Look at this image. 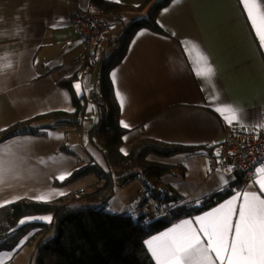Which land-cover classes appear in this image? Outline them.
I'll use <instances>...</instances> for the list:
<instances>
[{"label": "crops", "instance_id": "0c3cea01", "mask_svg": "<svg viewBox=\"0 0 264 264\" xmlns=\"http://www.w3.org/2000/svg\"><path fill=\"white\" fill-rule=\"evenodd\" d=\"M155 1L159 0H120L119 3L105 0L110 7L107 11L120 10V19L97 44L91 70L83 72L82 41L69 20L77 11L97 4L91 0H0V205L20 200L47 202L73 191L81 193L82 189L92 188L96 182L93 175L69 186L54 185L55 181L61 182L59 176L72 174L90 160L107 171L101 152L88 140V130L97 120L93 103L87 109L94 115L85 130L86 140L79 139L83 138L87 112L78 131L64 127L43 130L37 135L18 134L5 139L1 136L10 127L36 117L57 112L73 114L76 110L74 96L89 98L99 77L102 59L118 46L116 40L128 26L146 18L150 3ZM155 22L160 32L146 27L137 29L128 40L122 59L108 73L119 124L127 130L119 151L127 155L133 145L143 139L199 147L192 155L150 157L180 166L183 176L164 174L159 181L182 198L198 203L215 192L228 189L236 181L229 168L203 170L209 155L200 150L217 149L228 125L213 109L229 105L243 109L240 120L233 123L248 128L263 121L264 49L259 46L241 0H168L158 10ZM102 42L106 44L105 51L97 61ZM197 51L206 56L207 63L214 69L213 77H197ZM8 64L10 68L4 67ZM95 65L98 69L93 76ZM113 72L117 74L116 84ZM71 80L72 83H68ZM77 83L81 85L79 93L74 87ZM117 90L126 98L123 109ZM122 121L129 127H123ZM44 123L45 120H40L37 125ZM62 145H66L71 154L60 151ZM131 184L119 188L118 194L125 198L123 204L134 193H128ZM243 185L212 208L192 218L180 219L146 240L216 209L236 193L258 192L253 180ZM41 196L47 200L37 199ZM111 200L103 209L124 214L120 199L113 204ZM44 217L51 215L22 220L23 224L51 225L52 220L47 222L41 219ZM156 217H161V212ZM31 245L22 239L17 249L0 251V264H29L35 256V246ZM27 248L28 261L22 254Z\"/></svg>", "mask_w": 264, "mask_h": 264}, {"label": "trees", "instance_id": "16d2710c", "mask_svg": "<svg viewBox=\"0 0 264 264\" xmlns=\"http://www.w3.org/2000/svg\"><path fill=\"white\" fill-rule=\"evenodd\" d=\"M91 2L106 11L110 10L105 0ZM167 2L168 0H159L150 3L146 18L131 24L119 35L116 40L118 46L100 63L99 77L89 98L74 96L76 110L73 114L50 113L12 126L2 134L1 138L5 139L18 134L37 135L43 130L64 127L78 131L88 107L93 103L97 120L88 130V140L101 152L107 171L90 160L63 181L54 182L57 187H65L93 175L96 182L89 193L77 192L73 195L71 192L47 202L20 200L1 207L0 251L15 250L26 237V244L37 241L33 264H154L144 245L149 236L180 219L192 218L212 208L235 190L245 186L236 179L228 189L215 192L195 203L182 198L159 181L164 174L183 176V169L154 161L150 157L192 155L199 147L168 145L143 139L134 144L127 155L119 151L127 130L119 124L118 108L108 73L122 59L128 40L137 29L146 27L160 32L155 16ZM119 11L117 9L116 12ZM94 64L95 60L91 66ZM68 83L71 84L72 80ZM40 120H45L46 123L39 127L37 124ZM59 150L71 154L66 145H62ZM209 153L210 150L207 149L206 154ZM134 180H139L144 187V196L141 197L138 208L146 209V215L133 218L106 212L103 208L114 196L115 189L127 186ZM159 212L161 217H156ZM46 214L52 217L51 225H19L24 218ZM50 230L51 234L46 236Z\"/></svg>", "mask_w": 264, "mask_h": 264}, {"label": "snow or ice", "instance_id": "6c2138e0", "mask_svg": "<svg viewBox=\"0 0 264 264\" xmlns=\"http://www.w3.org/2000/svg\"><path fill=\"white\" fill-rule=\"evenodd\" d=\"M115 2L119 3L120 0ZM241 3L259 40V46L264 49V0H241ZM196 63L198 78L208 79L214 76V69L207 63L206 56L198 51ZM4 67L10 68L11 65ZM111 75L113 83L116 84L117 74L113 72ZM74 87L79 93L81 85L77 83ZM116 96L123 109L126 98L119 90L116 91ZM213 110L229 126L238 122L243 113V109L231 105ZM121 124L125 128L129 127L123 121ZM217 155L219 156V152ZM70 174L61 175L58 179L63 181ZM253 183L258 185V192L236 193L216 209L185 220L146 240L145 247L154 264H264V196L261 195L264 194V166L254 169ZM37 199L47 200V197L41 196ZM41 219L51 222L52 217Z\"/></svg>", "mask_w": 264, "mask_h": 264}, {"label": "built area", "instance_id": "2783aa9c", "mask_svg": "<svg viewBox=\"0 0 264 264\" xmlns=\"http://www.w3.org/2000/svg\"><path fill=\"white\" fill-rule=\"evenodd\" d=\"M120 15L119 12L106 11L92 4L70 17L69 24L74 27L83 45L80 55L83 72L91 70L97 44L113 29ZM259 125L261 126L259 128L257 126L248 128L238 123L227 125L224 129L223 142L217 149H209V158L203 170L209 172L212 169L229 168L241 183H251L254 178V169L264 163V107L263 121ZM206 150L204 148L200 151L206 154ZM134 213V218L139 217L140 211Z\"/></svg>", "mask_w": 264, "mask_h": 264}, {"label": "rangeland", "instance_id": "374dc122", "mask_svg": "<svg viewBox=\"0 0 264 264\" xmlns=\"http://www.w3.org/2000/svg\"><path fill=\"white\" fill-rule=\"evenodd\" d=\"M105 42H102L101 44H100V47H99V49H98V52H97V61H99V59L101 58V56H102V54H103V50H104V48H105ZM105 51V50H104ZM97 69H98V66L97 65H95V67L93 68V72H92V75L94 76L95 74H96V71H97ZM88 113V115L86 114V118L84 119V124H85V128H84V131L82 132L83 133V138L81 137L79 140H86V138H87V133H86V129H88V124H89V122L91 121V116H93L94 114L92 113V111H88L87 112ZM153 157H155V156H153ZM155 160V159H154ZM94 178L96 179V177L94 176ZM83 180V179H82ZM79 182V181H78ZM132 183V184H131ZM131 183H129V184H131V186L130 187H132V188H130V190H129V192L128 193H131V192H134L133 193V195L132 196H130V197H128V199H126V202H125V204H123V202H124V197H122V196H120L118 193V191H119V188H116L115 189V194H114V198L111 200V203L113 204V203H115V202H117V200H118V198L120 199V207L121 208H124L123 210H124V214L125 215H129V216H132L133 218H134V214L135 213H133L134 212V210H135V208L137 207H139V203H140V192H142L143 190H144V187L143 186H141L140 185V183H139V180H134L133 182H131ZM94 185V184H93ZM93 185H92V188H93ZM86 186V185H85ZM142 187V188H141ZM92 188H85V189H82L83 190V194H85V193H89L91 190H92ZM143 189V190H142ZM74 192L75 193H77L76 191H73L71 194H73L74 195ZM142 196H144V194L142 193ZM117 210H120V209H117ZM150 209H148V211H149ZM136 211H140V215H143L144 213H147L146 212V209H137ZM131 213H133L132 215H131ZM139 215V216H140ZM144 215H146V214H144ZM24 239H26V237L24 238ZM36 243H37V241H34L33 243H32V247H34L35 245H36ZM27 245H30V244H27ZM19 246V245H18ZM17 246V247H18ZM17 249V248H16ZM12 251V250H11ZM22 254H23V257H27V261H28V259H29V248H27L26 250H24V252H22ZM34 258H35V256L32 258V260L29 262V264H33V262H34ZM27 264V263H26Z\"/></svg>", "mask_w": 264, "mask_h": 264}]
</instances>
